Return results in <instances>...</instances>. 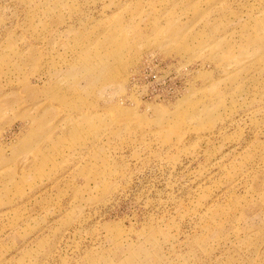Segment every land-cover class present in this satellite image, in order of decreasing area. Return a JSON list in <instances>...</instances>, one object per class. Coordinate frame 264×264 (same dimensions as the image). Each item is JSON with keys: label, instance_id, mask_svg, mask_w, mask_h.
Wrapping results in <instances>:
<instances>
[{"label": "rangeland", "instance_id": "1", "mask_svg": "<svg viewBox=\"0 0 264 264\" xmlns=\"http://www.w3.org/2000/svg\"><path fill=\"white\" fill-rule=\"evenodd\" d=\"M0 264H264V0H0Z\"/></svg>", "mask_w": 264, "mask_h": 264}]
</instances>
